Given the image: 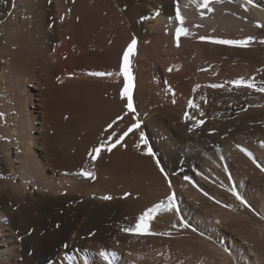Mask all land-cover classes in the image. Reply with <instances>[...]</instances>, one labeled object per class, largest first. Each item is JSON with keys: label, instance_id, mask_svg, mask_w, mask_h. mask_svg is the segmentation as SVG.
Masks as SVG:
<instances>
[{"label": "bare ground", "instance_id": "bare-ground-1", "mask_svg": "<svg viewBox=\"0 0 264 264\" xmlns=\"http://www.w3.org/2000/svg\"><path fill=\"white\" fill-rule=\"evenodd\" d=\"M202 2L0 0V264H165L124 231L161 202L148 225L192 219L214 263L264 264V0Z\"/></svg>", "mask_w": 264, "mask_h": 264}, {"label": "snow or ice", "instance_id": "snow-or-ice-1", "mask_svg": "<svg viewBox=\"0 0 264 264\" xmlns=\"http://www.w3.org/2000/svg\"><path fill=\"white\" fill-rule=\"evenodd\" d=\"M210 2H211V0H203L202 3L198 4V7L199 8H206V9H208V11H212V9L208 7ZM248 2L252 3V0H248ZM156 15H159V11L156 12ZM203 15H204V13L201 12V16H203ZM176 19L180 21V26L177 27V29H176V38H177L176 39V46L179 47V37L181 35L188 36L191 33L189 32V30L187 28L183 27L184 18L181 15L179 6H177V9H176ZM200 39L202 41L208 40V41L215 43V44H223V45H230V46H236V47H248V45L250 44V42L254 38L249 36V37H246L244 39H219V38H211V37L201 36ZM261 43H264V41H261ZM136 45H137V40L135 38H133L123 53L122 74L124 75V77L126 79V83L124 85L122 95L128 98L126 107L131 112H134L135 109L133 108V104H132L133 84H132V76H131V73L129 70V64H130L129 57L134 53V51L136 49ZM92 75H95V76H106V75L111 76L112 73H110V72L109 73L94 72V73H92ZM231 83L235 84L237 87H240L241 85H243L245 87H249V88L255 87V85L253 83H251L249 81H245L243 79L234 80V81H231ZM212 87H221V85H212ZM257 90L264 92V88H259ZM189 104H190V106H193V107L196 106L191 101H189ZM113 123H115V121H113ZM139 126H140V122L138 120L135 123H132L130 125V127L128 128V130L123 133V136H121L120 140H122L124 136H127L129 132H132L133 129L139 128ZM109 127H111V125H109ZM120 140H117L116 144H119ZM147 143H148V141L145 138V134L143 133V131H141L139 143L136 144V147H139L140 144L147 145ZM116 144H113V145H111V147H108L107 151H109V152L112 151V148H114L116 146ZM100 151H101L100 147L93 148L92 153H95L96 155H92V153H89V155H91L92 159L95 160L97 158V155L100 153ZM147 155H149V156L154 155L151 148H148ZM249 155H251V153H249ZM262 170H264V169H262ZM161 171H163V169H161ZM82 174L85 176L94 178V173H92V172H87V171L82 170ZM104 199H111V197L106 196V197H104ZM171 199H172L171 196L168 197L169 201H171ZM162 208H165L163 202L154 205L152 208L147 209L139 217V220H138L135 228H127V229H124V231H126V232H148L149 231L148 221L153 219L154 213H156L157 211H159ZM165 210H171V204H169ZM151 234L170 235V233H168V232L151 233ZM100 255L105 257V259H107V254L105 252H101Z\"/></svg>", "mask_w": 264, "mask_h": 264}, {"label": "rangeland", "instance_id": "rangeland-1", "mask_svg": "<svg viewBox=\"0 0 264 264\" xmlns=\"http://www.w3.org/2000/svg\"><path fill=\"white\" fill-rule=\"evenodd\" d=\"M174 197H176V194ZM174 217L171 220L172 223L169 221V223H171L173 225L166 222L165 225H163L164 226L163 227L161 225V223L159 225L158 224L155 225V224L151 223V224H149V231L148 232H143V234H142V232H139L138 234H137V232H135L134 236L135 237L137 236L136 239L138 241L140 239H142V237H144L143 240H145L147 237V239L144 242H142V241L141 242L145 243L147 241V243L144 244L146 246H147V244H149V245L151 244L153 247L155 245L158 248V249L157 248L155 249V247H154L155 252L157 251L156 255H158V252H160L161 250H162V253H166L167 256L163 257V258H165V257L167 258V259L165 258V260L163 259L164 263L167 260V263H165V264H216L211 260V258L208 256V254H205V253H202L201 251H199V249L196 248L197 246L194 245L195 243H193V242H195V239L201 238V236H200V234H198V232L202 233V231H200L201 228L199 227V225H197L198 223H195V221H193L192 219H189L187 222V224L190 222L189 223L190 226H187L189 229L191 228V230H189L187 227H183L184 224H182L183 223L182 220L181 221L179 220L180 218H177V219L181 222V224H179V222L177 223L178 220H176V217L175 218ZM250 219L253 220L254 222H259L256 215L252 216V215H247V214L241 212L239 218H235L233 220H230V222H228V224H240V223L242 224L245 221L249 222ZM250 222H252V221H250ZM177 224H178V227H177ZM150 225L154 228H151ZM180 225H182V226H180ZM155 226H156V228L158 226H160V228L158 227L159 229L158 228L155 229ZM184 226H186V225H184ZM161 227H163L164 229ZM194 228H196V229H194ZM194 230H196V232H194ZM197 230H199V231L197 232ZM164 232H168V233H170V235L151 234V233H164ZM144 233H145V235H144ZM139 234H140V236H139ZM146 234H148V235L146 236ZM141 235H144V236H141ZM138 236H139V238L140 237L141 238L139 239ZM148 241H149V243H148ZM151 241H152V243H151ZM228 244L229 245L232 244V241L230 239L228 240ZM149 245L147 246V248L149 247V250H150ZM163 246H164V248H163ZM154 250H153V252H154ZM155 252H154V254H155ZM161 254L158 256L162 257L163 254L162 255ZM161 260H162V258H161ZM162 264H163V262H162Z\"/></svg>", "mask_w": 264, "mask_h": 264}]
</instances>
